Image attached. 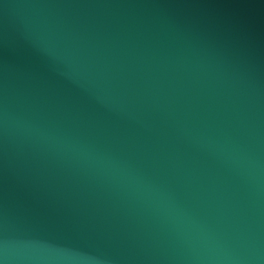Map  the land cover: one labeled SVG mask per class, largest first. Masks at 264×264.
Here are the masks:
<instances>
[{"label": "water", "instance_id": "water-1", "mask_svg": "<svg viewBox=\"0 0 264 264\" xmlns=\"http://www.w3.org/2000/svg\"><path fill=\"white\" fill-rule=\"evenodd\" d=\"M0 264H264V0H0Z\"/></svg>", "mask_w": 264, "mask_h": 264}]
</instances>
